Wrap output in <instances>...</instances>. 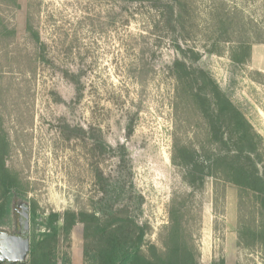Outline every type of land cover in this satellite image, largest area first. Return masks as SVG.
Returning <instances> with one entry per match:
<instances>
[{
  "label": "rangeland",
  "instance_id": "rangeland-1",
  "mask_svg": "<svg viewBox=\"0 0 264 264\" xmlns=\"http://www.w3.org/2000/svg\"><path fill=\"white\" fill-rule=\"evenodd\" d=\"M179 2L185 22L171 32L155 0H0V143L25 196L1 229L12 231L19 203L41 216L89 210L95 166L112 174L117 165L95 155L102 140L125 148L147 242L162 249L169 211L184 205L199 264H264L260 245L238 238L254 200L253 210L237 186L213 177L194 192L172 163L174 143L200 148L207 127L171 72L175 60L197 54L191 65L211 75L264 152V0ZM82 233L77 224L63 244L71 264H83Z\"/></svg>",
  "mask_w": 264,
  "mask_h": 264
},
{
  "label": "trees",
  "instance_id": "trees-1",
  "mask_svg": "<svg viewBox=\"0 0 264 264\" xmlns=\"http://www.w3.org/2000/svg\"><path fill=\"white\" fill-rule=\"evenodd\" d=\"M162 1L155 0L153 9L160 13L165 29L175 32L177 27H183L186 12L179 0ZM5 31L14 32L6 26ZM27 32L40 43L37 32L29 26ZM185 59L190 62L187 64ZM195 59L186 54L183 60L173 62L171 72L177 86L187 89L205 121L207 142L200 148L174 143L172 163L183 171V181L194 192L204 187L208 177H213L237 186L241 200H248L254 210L252 198L257 212L248 209V213L240 215L238 238L258 243L264 254V152L260 151L258 136L249 122L211 75L191 65ZM92 150L99 158H116L115 171L106 174L99 165L95 166L93 178L98 194L91 200L89 210L41 216L34 204L30 206L29 224L33 230L27 264H71L63 244L69 247L70 233L77 224L83 227V264H199L183 223L184 205L171 207L166 243L158 249L146 241L147 227L135 214L140 211L143 198L134 192L127 174L130 171L124 169V146L114 149L101 140L93 142ZM5 156L6 146L0 143V226L10 221L14 199H25L19 181L5 166Z\"/></svg>",
  "mask_w": 264,
  "mask_h": 264
},
{
  "label": "water",
  "instance_id": "water-1",
  "mask_svg": "<svg viewBox=\"0 0 264 264\" xmlns=\"http://www.w3.org/2000/svg\"><path fill=\"white\" fill-rule=\"evenodd\" d=\"M17 234L0 228V264H27L29 256V208L25 203L17 204Z\"/></svg>",
  "mask_w": 264,
  "mask_h": 264
},
{
  "label": "flooded vegetation",
  "instance_id": "flooded-vegetation-1",
  "mask_svg": "<svg viewBox=\"0 0 264 264\" xmlns=\"http://www.w3.org/2000/svg\"><path fill=\"white\" fill-rule=\"evenodd\" d=\"M17 207V206H16ZM15 207V213H16V217L17 218H13V220H12V224H13V229H12V231H10V233H12V234H17V230H18V214H17V211H20L21 209L20 208H16Z\"/></svg>",
  "mask_w": 264,
  "mask_h": 264
}]
</instances>
